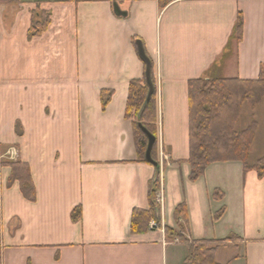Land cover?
Here are the masks:
<instances>
[{
    "label": "crops",
    "instance_id": "0c3cea01",
    "mask_svg": "<svg viewBox=\"0 0 264 264\" xmlns=\"http://www.w3.org/2000/svg\"><path fill=\"white\" fill-rule=\"evenodd\" d=\"M37 5L51 13V23L29 40ZM137 42L153 68L158 155L162 150L167 161L159 173L161 227L132 234V212L148 209L157 173L138 161L125 118L129 83L145 78ZM263 63L264 0L0 5V158L27 164L36 193L31 203L18 183L7 189L10 171L2 170V264H182L186 246L164 231H179L173 214L181 203L187 241L241 239L217 253L218 264H264V178L244 173L240 162H225L208 165L190 182L187 163L188 82L256 80ZM102 91L113 93L105 108ZM217 192L222 196L215 200ZM76 208L80 218L73 221Z\"/></svg>",
    "mask_w": 264,
    "mask_h": 264
},
{
    "label": "trees",
    "instance_id": "16d2710c",
    "mask_svg": "<svg viewBox=\"0 0 264 264\" xmlns=\"http://www.w3.org/2000/svg\"><path fill=\"white\" fill-rule=\"evenodd\" d=\"M168 1V0H167ZM18 0H0V5L17 3ZM165 1H163V4ZM51 13L43 11L36 6L31 13V25L27 38L45 33L50 25ZM242 18L239 15L233 31L232 38L238 43L241 40ZM153 93L149 96L145 78L129 83L128 98L125 108V118L133 125V134L137 148L138 161L154 166L157 170L155 177L149 184L148 209H135L131 215L130 231L139 234L150 229L153 222L156 228L161 227V206L157 203V193L160 187L159 181V155H158V100L156 80L153 68L150 70ZM188 88V115H189V157L187 163L190 167L189 181L195 182L203 176L208 165L213 163L240 162L243 172L254 170L260 179L264 178V158L256 164L249 165L248 154L254 138L256 124L252 123L248 128L237 132L235 124L240 116L241 106L245 103H257L264 97V63L260 66L258 77L252 81H242L237 78L225 79L205 76L191 80ZM112 92L100 93L102 107L105 108L112 97ZM230 114V115H229ZM155 139L150 151L149 161L146 159L148 138L146 133ZM9 169L6 188L10 189L18 183L21 195L28 202H35L36 193L30 170L27 164L20 161H1L0 172ZM1 193V186H0ZM219 192L213 194V199L221 198ZM222 210L213 219H218ZM174 219L179 231L165 228V235L169 239H178L187 248V256L182 264H218L215 253L218 248H225L229 243L240 242L236 236H230L222 240H196L189 242L179 232L187 225V210L184 203L179 204L174 210ZM80 210L76 208L72 212V220L78 221ZM1 242V201H0V264Z\"/></svg>",
    "mask_w": 264,
    "mask_h": 264
},
{
    "label": "rangeland",
    "instance_id": "374dc122",
    "mask_svg": "<svg viewBox=\"0 0 264 264\" xmlns=\"http://www.w3.org/2000/svg\"><path fill=\"white\" fill-rule=\"evenodd\" d=\"M12 4L14 3H8L2 5H12ZM252 123L256 124V129L248 154V163L251 166L256 164L260 159L264 158V97L261 98L255 104L245 103L241 106L240 116L235 124L234 129L237 132H240L248 128ZM0 160L6 161V158H3L1 156ZM1 172H0V176H1ZM179 233L181 234V236L184 237V235H182V232ZM240 244H241L240 242H237L236 245L234 243H229L225 248L223 247L218 248V250L215 253V258L220 250L226 249L228 247L230 248L232 246L238 247Z\"/></svg>",
    "mask_w": 264,
    "mask_h": 264
},
{
    "label": "water",
    "instance_id": "95a60500",
    "mask_svg": "<svg viewBox=\"0 0 264 264\" xmlns=\"http://www.w3.org/2000/svg\"><path fill=\"white\" fill-rule=\"evenodd\" d=\"M122 16L124 15L123 13H119ZM136 50L139 58L141 61L145 64V81L148 86V91H149V96L153 93V85L151 83V78H150V70H151V63L149 59L147 58L143 47L140 42L136 43ZM146 133V132H145ZM147 138H148V146H147V151H146V159L149 161L150 158V151L152 146L154 145L155 139L152 135L146 133Z\"/></svg>",
    "mask_w": 264,
    "mask_h": 264
},
{
    "label": "built area",
    "instance_id": "2783aa9c",
    "mask_svg": "<svg viewBox=\"0 0 264 264\" xmlns=\"http://www.w3.org/2000/svg\"><path fill=\"white\" fill-rule=\"evenodd\" d=\"M15 155V152L14 150H10L8 153H7V156L12 159L13 156ZM167 161V157L164 155V153L162 152V150H160L159 152V173H161V170L163 169V167L166 165ZM160 177V176H159ZM157 203L162 207V204H163V196L161 195V188L157 194ZM156 228L155 224L153 222L150 223V229H154Z\"/></svg>",
    "mask_w": 264,
    "mask_h": 264
}]
</instances>
